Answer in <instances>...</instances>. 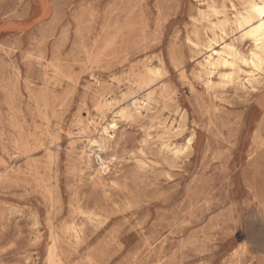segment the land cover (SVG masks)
<instances>
[{
    "label": "rangeland",
    "instance_id": "obj_1",
    "mask_svg": "<svg viewBox=\"0 0 264 264\" xmlns=\"http://www.w3.org/2000/svg\"><path fill=\"white\" fill-rule=\"evenodd\" d=\"M241 4L0 0V264H264V73L200 67Z\"/></svg>",
    "mask_w": 264,
    "mask_h": 264
},
{
    "label": "bare ground",
    "instance_id": "obj_2",
    "mask_svg": "<svg viewBox=\"0 0 264 264\" xmlns=\"http://www.w3.org/2000/svg\"><path fill=\"white\" fill-rule=\"evenodd\" d=\"M241 6L242 8L240 11H237L234 6H231L235 11L232 22H229L227 19H225L221 24L210 23L211 37H209L208 39V46L206 48L208 51V55L203 59V63L200 64L201 71L203 72L205 77V84L207 86L213 85L212 77L218 70V68H230L231 70H233L232 73L221 75V78L228 81H233V75L235 73L237 62H240L241 64L252 69L250 72H244L246 75V80L245 82L241 83L242 86L252 85V83L256 82L257 80L256 75H258L259 73H264V17H261L259 12V9L264 8V0H242ZM211 11L213 15L218 14L217 10L213 7H211ZM231 24L234 25L239 31L241 39L248 40L252 44V49L250 50L247 57L242 55L232 42L225 43L224 41V38L228 36L225 27ZM193 45L197 46L196 44ZM215 47L220 48L219 50H217ZM149 72L151 73V70H149ZM138 84L140 85V83ZM152 100V95L146 94L145 96H143L142 101H139L137 99V104L129 103L128 109H132L136 112L142 108L149 106ZM141 104L143 105V107L141 106ZM103 107L110 109L111 101L104 100ZM103 107H101V109L97 111L98 118L102 122L105 120V113L104 110H102ZM128 109H121L118 114L122 115V118L125 119L123 115L131 112V110ZM127 116H129V114ZM90 124H95V122L91 121ZM116 126L117 124L114 120H111L109 123L104 122L103 125H100V136L103 138L108 137L109 133L113 131ZM161 127L163 129L166 128L164 123ZM172 129L173 128L171 124L169 128L165 129V131L169 133ZM88 143L98 149V156H95L96 158H98V163L101 164V167H104L105 162L103 161V159H101L99 154L104 149L102 142L98 139L88 140ZM186 144L189 147L192 144V138H189ZM163 146L167 151L172 150L170 148V144H165ZM175 152L178 153L177 150ZM249 245L251 250L256 251L255 243H250Z\"/></svg>",
    "mask_w": 264,
    "mask_h": 264
},
{
    "label": "crops",
    "instance_id": "obj_3",
    "mask_svg": "<svg viewBox=\"0 0 264 264\" xmlns=\"http://www.w3.org/2000/svg\"><path fill=\"white\" fill-rule=\"evenodd\" d=\"M250 243L251 244L255 243V246H256V251H254V250H252V251L257 252V253L264 251V241L261 238H259L258 235L251 237Z\"/></svg>",
    "mask_w": 264,
    "mask_h": 264
},
{
    "label": "snow or ice",
    "instance_id": "obj_4",
    "mask_svg": "<svg viewBox=\"0 0 264 264\" xmlns=\"http://www.w3.org/2000/svg\"><path fill=\"white\" fill-rule=\"evenodd\" d=\"M259 12H260L261 17H264V8L259 9Z\"/></svg>",
    "mask_w": 264,
    "mask_h": 264
}]
</instances>
